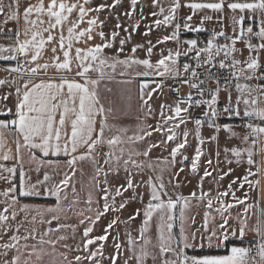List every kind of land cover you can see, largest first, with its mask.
<instances>
[{
	"label": "snow or ice",
	"instance_id": "6c2138e0",
	"mask_svg": "<svg viewBox=\"0 0 264 264\" xmlns=\"http://www.w3.org/2000/svg\"><path fill=\"white\" fill-rule=\"evenodd\" d=\"M140 2L130 0L128 10L122 15L131 21L137 14ZM120 6L121 0H103L95 6L93 0H37L35 4L27 3L21 11V0H9L8 3L0 0V34H4L9 23L19 25L23 20L22 33L19 27L15 30L7 29L12 34L8 38L14 36V44L7 47L0 45V60L16 61L15 66L3 68L12 78L0 79V89H7L0 91V181L5 185L0 189V264H105V261L107 264H119L124 255L119 234L112 237L113 250L105 256L110 230L120 222L119 218L111 219L101 235L94 234L95 226L108 213L123 211L130 200L143 199V194L136 191L141 187V182L134 181L133 172L139 174L145 167L153 172L158 170V174L155 181L149 176L147 181L142 182L150 189L147 204L142 210L137 208L124 221L127 224L142 216L137 237L134 238L131 232L126 233L127 252L130 255L124 259L123 264H148L149 260L153 264H264V206H261L259 199L248 203L252 197L249 192L242 191L246 185L252 191L259 190V177L264 176V167L253 158L264 152V147L258 148L262 143L261 137H264V66L259 57V53L264 51V0H188L183 5L181 0H170L167 8L163 0H151V7L155 10L150 15L155 18V27L172 26L173 31L158 39L156 44L151 40L146 45L132 44L131 55H125V46L132 43L133 33L140 25L134 22L131 31L129 27L123 26L120 23L121 13L114 12ZM181 7H187L193 14L203 10L223 14L225 7L234 14L239 12L238 17H230L234 33L226 37L230 43H215L217 37L226 36L223 30L213 31L204 47L198 48L195 39L181 41V27L189 31L202 30L188 23L193 19L192 15L187 16L183 25L174 23ZM106 10L116 15L117 20L115 30L110 34L103 30L105 21L99 19L100 13ZM143 12L141 7L139 14L142 17ZM244 13L249 14L247 20ZM212 19L211 15L203 16L201 25ZM218 22L223 23V15ZM85 23L87 27H81ZM254 26L258 27V31L254 30ZM97 27L100 28L98 32ZM151 30L149 25L143 35L148 36ZM21 34L25 37L23 40ZM56 34L58 47L54 45L51 48V63L41 64L39 61L46 45L57 41ZM96 36L100 43L90 44ZM253 38L261 42L253 43ZM241 40L249 53L255 52L257 55H249L244 61L236 59V44ZM169 41L177 45L175 51L168 49L167 54L161 51L160 58L153 62L151 58L156 46ZM80 44L84 46H76ZM181 44L187 45L183 52L180 50ZM138 51H144L145 57H138ZM192 52L195 53L197 67L203 66L200 60L202 53L206 54L203 64L213 67L215 57L223 54L219 67L231 69V77L236 81L235 101L228 90L227 80L223 89L227 93V103L220 108L219 95L222 89L219 80L216 82L217 87L209 91L210 98L203 99L204 89L201 85L205 81L201 79L197 84L184 79L182 83L196 89L201 99L193 101L189 94L186 100H178L174 107L169 108L171 114L165 113V108L169 106L161 105L160 119L155 124H149L147 120L153 116L149 101L156 89L148 90L153 81L145 80L140 83L138 93L142 102L139 110L144 113V118L137 115L135 118L138 122L131 129L110 123V120H118L120 115H131V95H122L124 107L116 108L115 101L101 95L102 81L115 80L118 69L120 77L168 75L179 78V59ZM230 57L231 63H226ZM50 66L64 75L36 82L41 73L47 74ZM138 68L143 70H136ZM182 70L186 74L190 73L191 79H198L196 68L191 64L184 63ZM73 72L79 80L69 78L67 74ZM253 80L257 83H249ZM118 83L131 84L132 78ZM156 87L160 88L161 84L157 83ZM104 91L111 93L112 89L105 88ZM193 103L207 107L204 117L207 126L215 132L209 137L210 142L217 141L218 134L223 131L229 133V139H240L248 145L244 148L224 149L226 154L231 153L235 158L228 159L226 155L227 164L246 163L248 167L242 176L234 177L226 187L220 181L234 169L220 170L218 176L213 178L216 183L215 193L211 188H204L205 178L212 177L215 168L212 171L204 170L197 190L189 195L175 191L181 187L178 178L184 168L175 172L171 170L175 168L177 155L185 148L189 136L185 128L180 134L182 139L176 142L179 138L177 129L189 122L190 118L182 116V113H188ZM221 114L229 120L239 118L244 123H218ZM194 123L195 137L202 146L205 139L200 130L205 121L196 119ZM241 126L247 130L243 136L234 131L235 127ZM153 133L162 136L156 142H149ZM8 137H12L14 151L8 147ZM169 142L175 146L171 147L167 156L157 157L155 162L148 159L152 151L161 145L167 149ZM140 145L144 146L143 150ZM105 147L107 151L101 152ZM202 155V147L198 146L191 161L193 173L197 171ZM219 155L217 151V164ZM141 156L145 158L144 161H138L137 157ZM52 157L66 159L61 161ZM86 161L92 165V174L88 177L86 200L83 201L86 206L80 208L81 198L73 180L77 173L81 177L85 175L84 169L78 165ZM61 163L66 165L67 170L58 173L62 176L59 181H55L48 171H44L40 177L42 168L56 170ZM207 164L212 166L213 160L208 159ZM121 170L126 174L124 183L114 185L110 178H119ZM165 171L171 174L169 184L175 198L169 194L164 183ZM32 172L37 174L35 180ZM130 190L131 195L125 197L124 194ZM238 192L241 195L238 196ZM118 197L121 198L119 204ZM27 198H54L55 202L51 205L25 202ZM193 201L197 203L193 205ZM201 206L204 208L203 218L197 226L191 212L193 207ZM237 206L242 211L233 215L232 210ZM73 216L78 223L65 222ZM217 216L219 221L216 220ZM80 226H83V231L79 242L74 246L66 243L69 239H76ZM69 229L71 236L63 234ZM249 232L258 237L254 246H237L233 243L239 240L243 244Z\"/></svg>",
	"mask_w": 264,
	"mask_h": 264
},
{
	"label": "rangeland",
	"instance_id": "374dc122",
	"mask_svg": "<svg viewBox=\"0 0 264 264\" xmlns=\"http://www.w3.org/2000/svg\"><path fill=\"white\" fill-rule=\"evenodd\" d=\"M8 2H9V0H5V3H8ZM163 2H164L165 8H167L169 3H170V0H163ZM129 3H130V0H121V6L114 10V12H116V13H121V15H120V23L123 26H125V27H129L130 31H131V25L134 22H139V25H140L139 28L133 33L132 43L125 46V55H131L130 48H131L132 44L144 43L146 45V40H145V37L143 35L146 21H143V20L146 18V17H144V15H149V14L146 13L145 10L153 9L151 7V0L149 2L145 1V0H141L140 4L138 5L137 14L134 15L133 19L130 21L126 17H124L122 15V13L124 11L128 10ZM141 7H143V9H144L143 17L139 14V9ZM160 18L162 19V17H160ZM150 21H152V20L150 19ZM116 22H117L116 15H112V17L108 18V21H107L106 25H107V27L109 29L111 28L112 30H115ZM177 22H178V20H177V17H176V21H174V23H177ZM149 25H151L152 30L157 29L158 32L161 31L160 28H156L153 23L148 24V26ZM163 28L166 29L165 33H167L168 35H170L171 32L173 31V27L172 26H169L167 28L163 27ZM254 28L257 29L258 27L254 26ZM123 35H124V33L121 31V37H123ZM152 35H154V34H152ZM157 38L160 39V35H157ZM149 39H150V37H149ZM236 48L238 49L236 54L238 55V57H239V59L241 61L246 60L249 55L255 56V52L249 53V51H248V49H247V47L245 46L244 43L243 44H239V41H238L237 44H236ZM143 53H144V51H138L136 55L138 57H140V58H144V55H142ZM241 53H243V54L241 55ZM261 53H262V58L261 59L264 61V51H261ZM136 70L142 71L143 69L142 68H138ZM118 71H120V69H118ZM183 75H184V73L181 70L180 77H183ZM129 78H131V77H129ZM175 79H177V78H172L171 76L166 75V80L163 81L164 87L163 88H161V87L160 88H157V87L155 88L156 90H159V92H162L164 100H168L170 96H176V97H179L180 99L184 98V100H186L189 95L187 97L182 96L183 93L186 92V91H190L192 99L194 97H196V96L201 99V96L193 91L194 89L190 86V84H184L181 81V84L178 87V89L175 86H173L172 85V81L175 80ZM152 83H155V85H156L158 83V81L154 80ZM123 87L125 88V84H121V88L122 89H123ZM129 87H130V85H129ZM212 88L214 89L215 86L212 85ZM130 92L132 93V90H130ZM155 92L156 91L153 92L154 93L153 94V98L155 97L154 96ZM231 93H232L233 101H235V98L237 96V92H236V94H235V92H231ZM106 94H108V92H106ZM110 94H111L112 97L113 96L115 97L114 100L119 105V108L124 107V102L121 99L122 95H124V91H122L121 96L120 95H116L115 96V95L112 94V92ZM115 94H118V93H115ZM136 95H137V93H136ZM136 95H132L131 99L134 96H136ZM220 95L222 97L221 98L222 102L219 103L218 107L222 108L225 105V103L227 102V99H226L227 93L223 90V91L220 92ZM205 97H203V99H209V98H205ZM130 103H131V115H129V116L120 115L119 120L116 121V124L122 125V126H127V127H129L131 129V128H134L135 124L138 122L135 117L137 115H139L140 118L143 119L144 114H143L142 111L139 112L138 108H140V107L136 106V103H137L136 102V97H135V101L131 100ZM141 103L142 102L140 101V104L138 103V105H141ZM183 107H187V105H183ZM203 107H205V105L196 106L195 104H192V106L189 108V112L188 113H183V115L185 117L190 118L189 122L186 125H181L180 129H177V133H178V137L179 138H178V140L176 142H180V140L182 138V135H180V134L182 133V131L185 128L189 132L188 143L186 144L184 149H181V152H182V154H184V157H187L188 159H186V160L183 159V161L181 160L183 162V168H184L182 177L179 178V180H181V187L179 189L175 190V191L180 192V193H182L184 195H189L190 194L189 192L190 191L192 192L191 189H192V185H193V183H192V181H193V176H192L193 172L191 170V161H192V157L195 155V149L199 146V142L197 141V139L195 137V128H196V126H195L194 121L196 119H202V120L205 121L204 125L201 127V130H200L202 137L205 138V140H207V142H208L203 147L204 150H205V153H204V155L201 156L202 157L200 159L201 162H199V164H202L203 168L205 166H206V168L213 167V166H209L207 164V160L208 159H212V160L214 159L212 156L215 153L216 149L218 150V146L216 147V144H218V145L220 144L219 148L222 149L223 152H224L225 148H230L229 142L228 141L227 142L223 141L224 137H225V139L231 140L232 141V145H235L234 141L240 140V139H236V138L229 139V133L221 131V135L219 136V134H218V138L220 137V141L218 140V143L216 141L215 142H210L209 141V137L211 135L215 134V132H214V129L209 128L207 126V119L204 116H201V114L205 112V111L202 110ZM241 108H243V107H241ZM159 119H160L159 118V113L156 110H153V116H150L148 118L147 123L155 124V122L157 120H159ZM218 123H232L234 125H242L244 123V121H241L240 119L238 120L236 118L229 120L227 117H224L223 114H221V119L218 121ZM234 131L240 133L241 136H243L247 132V130L244 129L242 126L241 127H235ZM129 134H131V132H129ZM161 136H162V134H160V133H153V136H152V138H151V140L149 142H156V141H158L161 138ZM169 145L171 147L175 146V144L173 142H169ZM143 147H144L143 145H140L141 150H143ZM169 152L170 151H168L165 148L164 145H161L159 148L154 149L152 151V153L150 154V157L148 159L153 161V162H155L157 157L167 156ZM137 159H138V161H144L145 160V158L143 156L137 157ZM100 163L102 164L103 162H100ZM178 163L179 162H177V164ZM177 164H176L175 168L171 170L172 172L176 171V168L178 167ZM199 164H198V166H199ZM78 167H82L84 169L85 175L83 177H81L79 175V173H77V175L75 176V178L73 180V183L76 184L77 192H78V194H79V196L81 198V203L79 204V207L83 208V207L86 206L83 203V201L86 200L87 180H88V177L92 174V165L89 162L86 161V162H83V164L78 165ZM65 170H67V169H66V165L64 163H61L59 168L56 169V170H53L52 168H42L41 172H40V177L42 178V175H43L44 171H48V172H50L52 174L53 179L55 181H59L62 178V176L59 175L58 173H60L62 171H65ZM145 170H146V173H145ZM120 173H121V177L119 176V178H110L111 182L114 185L115 184L124 183V176L126 174L123 172V170H121ZM31 174H36V173L32 172ZM157 174H158V170L156 172H153L151 169H148L147 167H145L139 174H137L136 176H133V179H134L135 182H141V187L137 188L136 191L138 193H142L143 194V199L141 200V199L138 198V199H135V200H130L128 206L123 211L108 213L105 217H103L101 219V221L97 222V225L95 226L94 234L95 235H101V234H103V229L106 227L107 223L111 219L116 218V217L119 218L120 222L114 226L113 230H110L111 231V235H110L109 240H108V242L106 244V250H105V256H107L109 253L112 252V250H113L112 237H115L117 234H119L120 241L122 242V244L124 246V255L121 257V259L119 261V264H123L124 259H126L128 257V255H130V253L127 252L128 245H127L126 233L127 232H131V234H132V236L134 238L137 237V235H138L137 230H138V228H139V226L141 224L142 216L137 217L135 221H131V222L127 223V224H125L124 221H126L128 219V217H129V215L133 214L134 211L137 208H140L142 210L143 207L147 204V202H148V200L150 198V196H149L150 189L148 188V186L146 187L145 183H142V182L147 181L149 176H152L153 180L155 181V177H156ZM163 179H164L165 185L168 187L169 194L173 195V198H175V194H174V191L172 189V186L169 184V180L171 179V174H170L169 171H165L164 172ZM205 180H207L206 181L207 185L212 186V187L215 186V180L213 179V177L212 178L211 177H207V179L205 178ZM145 189H146V192H145ZM130 195H131V190H130V192L124 194L125 197H129ZM69 198L71 199V192L70 191H69ZM34 199L35 200H31L30 202L39 203V204H49V205L54 204V202H55L54 198H48L46 200L38 199V198H34ZM120 200H121V198L118 197L117 198V204H119ZM26 202H29V201H26ZM129 206H131V207H129ZM203 211L204 210H201L199 212L201 214H203ZM232 211H233V215H235L236 212H239L240 210H232ZM191 214L194 215V211L193 210H192ZM202 218H203V215H202ZM65 222L73 223V224L78 223V221H77L75 216H73L70 220L65 221ZM53 227H55V222L53 223ZM82 231H83V226H80L77 229L76 239L75 240L69 239L66 243L74 246L75 243L79 242L80 236L82 235ZM63 234H68L69 236H71V230L69 229V230H67V233H63ZM154 242H155V240H154ZM243 244H245L246 246H250V245L254 246L255 242L251 243V241H244ZM61 250H63V249L61 248ZM105 264H107V261H105ZM148 264H153V262L151 260H149Z\"/></svg>",
	"mask_w": 264,
	"mask_h": 264
},
{
	"label": "crops",
	"instance_id": "0c3cea01",
	"mask_svg": "<svg viewBox=\"0 0 264 264\" xmlns=\"http://www.w3.org/2000/svg\"><path fill=\"white\" fill-rule=\"evenodd\" d=\"M145 1H148L149 2L150 0H145ZM36 2H37V0H21V11H23V7L27 3L35 4ZM100 2H103V0H93V6H95L96 4H99ZM108 2H111V1L108 0ZM187 2H188V0H181L182 5L185 4V3H187ZM197 2H200V0H197ZM206 2H213V0H206ZM227 2H232V0H227ZM153 10H155V9L145 10L146 13L149 14V15H144V17H146L143 20V21H146V24H145V27H144V32L148 31V27H147L148 24L153 23V20L155 19L154 17H152L150 15V13ZM143 14H144V12H143ZM90 15H94V13L93 14H90ZM112 15H114V14H112L109 11L106 10V11L100 13V16H99V19L100 20L105 21V24L103 26V30L105 31L106 34H110L111 31H113L111 28L109 29L107 27V25H106L107 24V21H108V18L112 17ZM189 15H192L193 16V19L191 21H188V23H190L192 25V27H194V28H202V30L201 31H189V30H186L183 27H181V32H180V39H181V41L195 39L198 42L199 39L203 38L206 41V43H207L208 39L211 38L213 31L219 32V31L223 30L225 32L226 36L225 37H217V39L215 41V43H222L223 44V43H230V41L227 40L226 37H231V36L234 35V33L232 31V23H231L230 17L232 15H236L238 17L240 15V13L237 12V13L234 14V13H232L230 10H228L225 7V11H224L223 14L216 13V12H213L211 10L198 11L195 14H193V12L190 9H188L187 7H181L177 11V14H176L178 23H181V25H183V23L186 21L187 16H189ZM205 15H211L213 17V19L211 21H204L203 24L201 25V19ZM221 15H223V23L222 24L220 22H218V19L221 17ZM244 15H245L246 20H247V16L249 14L248 13H244ZM150 19L152 21H150ZM17 27H19L21 29V33H22V29H23V20L22 19H21V22H20L19 25H16L14 23H9L5 27L4 34H0V45H4L5 47H7V46H10V45L14 44V36H12V38L9 39L8 37L11 36L12 34L8 33L7 29L8 28H12L13 30H15ZM81 27H87L86 23L85 24H82ZM160 30L161 31L158 32L157 29H154V30L150 31V33H149L148 36H144L146 42L148 40H151L153 42V44H156V42L158 40L157 35H160V39L164 35H168L167 33H165L166 32V29H164L163 27H161ZM254 30L258 31V28L257 29L254 28ZM96 31L97 32L100 31V28L97 27ZM151 33L154 34V35H152ZM46 35L47 34H45V36ZM56 35H57V41L56 42H53V43H49V44L46 45L45 51L42 54V59L39 61L41 64H43L45 62L51 63V57H52L51 48L54 45L58 47V34H56ZM65 35H67L66 29H65ZM149 37H150V39H149ZM20 38H21V40H23L25 37L23 36V34H21V37ZM252 42L258 44L260 42V40H258L257 38H253V41ZM95 43H100V39H99L98 36H96L95 39L90 42V44H95ZM243 43H244L243 40L239 41V44H243ZM76 46L83 47L84 45L83 44H80V45H76ZM176 47H177V45L174 42H172V41H169V42L164 43V44H158L156 46V48L154 49V53H153V56H152L151 59L153 60V62H155L157 59L160 58L159 57V53L161 51H163L164 54H167V50L168 49H172L173 51H175ZM197 47L199 48L198 43H197ZM186 48H187V45H185V44H181L180 45L181 52H183L184 50H186ZM142 55H144V57H145V53H143ZM255 55H257V53H255ZM259 57H260V63H261V65L264 66V61L261 59L262 58V53L261 52L259 53ZM235 58L238 59V60H240L239 57H238V55L236 53H235ZM21 59H23V58H21ZM15 64H16V61H3V60H0V79H5V78L6 79H11L12 77H10L6 72H4L3 71V68L4 67H7V66H15ZM29 66H34V65H25V67H29ZM240 66H244V65L241 64ZM118 72L119 71L117 70V75L115 77V80H113V81L104 80V81L101 82V85H100L101 95L103 97L110 98L113 101H115L114 100L115 99L114 96L112 97L110 93L106 94V92L104 91L105 88H111L112 89V94L115 95V96L116 95H120L121 96L122 91H124V95L130 93L131 96L132 95H136V93H137V95L133 97L134 99L133 98L131 99L132 101H135V97H136V102H137L136 103V106L137 107L138 106L140 107V105H138V103L140 104L139 95H138L140 83L144 82L145 80H149V81L150 80L151 81H154L155 80V81H158V83L161 84V88H163L164 87L163 81L166 80V76H164V77H147V78H145V77H131L132 78V83L131 84H125V88L123 87V89H122L121 88V84L118 83V81L123 80V79H129V77H120L118 75ZM61 75H64V73L57 72V71H55V69H53L50 66L49 69H48V71H47V74L45 75L44 73H41V75L38 77V79H37L36 82H38L39 79H48L50 77L51 78H58ZM67 75L69 76V78H75L77 80L80 79L79 77H75L74 76V72L73 73H69ZM254 82H255V80H253V81H251L249 83H252V84L257 83V81L255 83ZM129 85H130V87H129ZM155 88H156L155 83H152L151 82L148 90L155 89ZM6 90H7L6 88L5 89H0V91H6ZM130 90H132V93L130 92ZM155 91H156L155 92V95H154L155 97L153 98V95H152V98L149 101V104L151 105L152 110H156L158 113H160L159 110H161V105H167L169 107L168 108H165V113L166 114H171V112L169 111V108L174 107L175 104H176V102L178 100H181V99L179 97H176V96H170L168 100H164V97H163L162 92H159V90H155ZM193 91L195 92V90H193ZM234 92L236 94V91H234ZM115 93H118V94H115ZM189 94H190V91H186V92L183 93L182 96L187 97ZM221 98H222L221 95H219V103L222 102V99ZM182 99H184V98H182ZM105 104L107 106V99H105ZM10 106H11V102H10ZM114 107L119 108V105L117 104L116 101H115ZM240 107H244V106L241 105ZM138 109H140V108H138ZM241 109H243V108H241ZM202 110L203 111H206L207 110L206 105H205V107H203ZM139 112H140V110H139ZM203 114L204 113H202L201 116H204ZM182 116H184L183 113H182ZM236 119L239 120V118H236ZM116 121L117 120H110V123H116ZM254 122H258V121H254ZM220 135H221V132L219 133V136ZM218 140L220 141V137L217 139V141H216L217 143H218ZM223 141L224 142L225 141L226 142L228 141L229 142V145H230V148H232V147L244 148V147H247L248 146V145L243 144L240 140L234 141L235 142V145H232V141L231 140H228V139H225V137H224ZM261 141H262V143L260 145H258V148L264 147V137H261ZM206 143H208L207 140H205V144L204 145H202V146L199 145V147H202L203 153H205V150H204L203 147L206 145ZM219 145L216 144V147L218 146V150L216 149L215 153L212 156L214 158L213 159V165H212L213 167L206 168V166H205L203 168L202 164H199L196 173H193V175H192L193 176V181H192L193 185H192V189H191L192 191L197 190V184H198V182L200 180V177L203 175V172H204L205 168L207 170H209V171H212L213 168L216 169V171H213V173H212V177L213 178H215V177L218 176V173H219L220 170L227 171L229 168L234 169V171L229 176L225 177V179L223 181H220L221 185H223L224 187H226L227 184L234 177L242 176L244 174L245 169L248 167V165L246 163L243 164V165H237L236 163H232L231 165L227 164L225 162V156L226 155H227V158L228 159L235 160V158L232 157L231 153H227L226 154L225 152H223L222 149L219 148ZM8 147H12L13 148V151H14V147L15 146H14L12 137H8ZM167 150L168 151L171 150V146L170 145L167 147ZM81 151H84V149H81ZM103 151H107V148L105 147V148L101 149V152H103ZM217 151H219V153H220V155H219V163L218 164H217V157H216V152ZM254 151H256V149H254ZM52 159H60L61 161H63L66 158L65 157H59V158L52 157ZM183 159H184V154H182V152H180L177 155V162H179V163L177 164L178 167L176 168V171L179 168L183 167V162H182ZM245 159H246V156H245ZM254 159L257 160V162L262 167H264V152H261L259 155L254 156ZM100 162H103L102 158H101ZM8 163L11 164L13 162H8ZM27 167H28V165H26V168ZM252 170L255 171L256 170L255 167H253ZM145 173H146V170H145ZM182 174H183V172L180 173L179 178L182 177ZM31 175H32L33 180H35L37 178V174H31ZM136 175L137 174L135 172H133V176H136ZM119 176L121 177V173L119 174ZM255 178L256 177H250V179H255ZM259 178L261 179V186H260V189L259 190L252 191L246 185L245 188L242 191L249 192V195L252 197V199H250L248 201V203H254L257 199H259L261 201V206H264V176L259 177ZM206 179H207V177H206ZM206 181L207 180H204V188H205V190L211 188L213 190V193H215L216 183H215V186L212 187V186L207 185V182ZM180 184H181V180H180ZM4 187H5L4 183L2 181H0V189H3ZM146 187H147V184H146ZM145 192H146V189H145ZM189 193H191V191ZM237 195L238 196L241 195V192H238ZM31 200H35V199L34 198H27L25 200V202L26 201H29L30 202ZM192 203H193V205H195L197 202L196 201H193ZM129 207H131V206H129ZM192 210L194 211V216L196 218V224L198 226L200 223H202V215H203L199 211L204 210V208H203V206H201L199 208L193 207ZM233 210H240V211H242V209L240 208V206H237V208L236 209H233ZM216 220L219 221V218L216 217ZM257 239H258V237L255 235V233L249 232L245 236L244 241H251V243H252V242H256ZM233 243H235L237 246H246L245 244H241L239 240H235V241H233Z\"/></svg>",
	"mask_w": 264,
	"mask_h": 264
},
{
	"label": "built area",
	"instance_id": "2783aa9c",
	"mask_svg": "<svg viewBox=\"0 0 264 264\" xmlns=\"http://www.w3.org/2000/svg\"><path fill=\"white\" fill-rule=\"evenodd\" d=\"M222 44V43H219ZM198 45L199 47H204L206 46V41L201 38L198 41ZM195 53H189L188 56H181L179 59V63L181 65V70H182V65L184 63H189L191 64L194 68H196V71L198 73V79H191L190 73H184L183 77H179L175 80L172 81V85L175 86L177 89L181 84V81L184 79H190L191 83H197L199 84V80H204L205 83L203 85H201V87L204 89V97L205 98H210L209 96V91L210 90H214L217 87V80H219L220 84L219 86L221 87V91H223L224 87H225V81H228V90L231 92L236 91L235 90V83L236 81L231 77V69L230 68H223L221 69L219 67V60L223 59V54L221 53L220 56L215 57L213 63L215 64V66L213 67V65H209V64H203V61L206 59V54H201L200 60H201V64L203 66L201 67H197V61L194 58ZM226 63H231V58H229L228 61H226ZM183 71V70H182ZM241 83H244L245 81H240ZM212 85L215 86V88H212ZM195 92L199 95L198 91L196 89H194ZM200 99L199 97H194L193 101ZM194 104V103H193Z\"/></svg>",
	"mask_w": 264,
	"mask_h": 264
}]
</instances>
